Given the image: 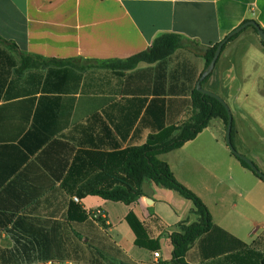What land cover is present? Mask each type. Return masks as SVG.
<instances>
[{
    "label": "crops",
    "instance_id": "0c3cea01",
    "mask_svg": "<svg viewBox=\"0 0 264 264\" xmlns=\"http://www.w3.org/2000/svg\"><path fill=\"white\" fill-rule=\"evenodd\" d=\"M246 19L264 30V0H0L2 37L21 53L63 61L17 71L18 53L0 44V247L44 264L71 262L76 256L69 254V244L76 252L86 243L97 251L92 257L97 264H150L153 251L146 249L143 259L126 251L112 238L114 227L98 202L88 209L91 196L75 201L61 181L77 150L138 146L162 127L188 120L191 91L205 70V48ZM168 32L189 39L199 51L179 48L160 67L158 62L122 66L120 60ZM202 87L226 102L235 149L264 173V46L253 27L225 43ZM226 127L223 121L218 131L208 125L159 158L202 199L216 226L264 253V180L231 153ZM142 190L143 196L128 204L142 216L129 210L159 237L160 261L170 264L161 246L171 231L156 206L194 205L149 178ZM70 201L90 213L99 210L106 225L69 223ZM211 206H229L235 216L217 214ZM177 211L176 231L180 223L189 224ZM233 243L215 228L193 242L186 260L219 264ZM222 247L227 249L220 253Z\"/></svg>",
    "mask_w": 264,
    "mask_h": 264
},
{
    "label": "trees",
    "instance_id": "16d2710c",
    "mask_svg": "<svg viewBox=\"0 0 264 264\" xmlns=\"http://www.w3.org/2000/svg\"><path fill=\"white\" fill-rule=\"evenodd\" d=\"M247 21L250 20L246 19L237 26L236 28L239 29L225 43L236 37L248 26L253 27L255 32H257V27L262 28L256 21H254V24H246ZM218 43L205 48L203 52L205 68L212 59ZM0 44L8 45V47L18 53L20 64L17 71L63 62L54 58H44L34 54L21 53L16 43L5 39L1 35ZM261 44L264 46L262 39ZM183 47H189L195 52L199 51L196 46L192 45L189 39L178 33L168 32L155 38L146 50L120 60V62L123 67H134L140 62H158V66L160 67L166 64V58L169 55ZM2 53L4 51L0 50V59L3 58ZM210 73L211 71L201 80V87ZM191 106L192 115L188 120L181 124H171L162 127L156 132L149 134L146 141L141 145L116 148L111 151L88 148L77 150L66 175L61 181V187L67 193L75 195L79 199L87 196H98L104 200L122 202L128 205L143 196L142 182L144 178H149L154 183L172 189L184 198L192 201L194 205L193 212L198 215L196 221L189 224L180 223L178 225L179 230L169 234V244L171 246L170 264H189L186 260V254L190 246L194 241L203 238V236H206L215 228L221 230L234 240V243L228 246V249L224 247L220 249V253L225 252V249L229 252L224 256L223 262H219V264H264V253L250 248L246 242L237 239L224 229L216 226L212 221L208 207L202 199L180 183L174 176L168 163L159 158L160 154L179 148L185 142L195 138L209 125L212 118L221 119L225 126H227L231 117V112L226 102L216 93L203 87L202 89H197L196 87L192 89ZM234 132L235 128L231 117V146H229L231 153L236 156L243 166L263 179L264 173L262 171L258 173L253 170L250 163L255 166L256 164L235 149L233 144ZM66 215L69 223L84 224L85 228H91L94 224L93 221H98L102 226L106 225L104 218H94L90 212H87L74 201L69 202ZM124 220L133 232V243L136 246L151 251H158L160 249L159 237H154L150 234L145 222L132 209L126 212ZM90 231L92 234L94 229ZM88 239L90 238L88 237ZM19 244L21 245V243ZM19 244H16L15 247ZM22 245L23 249L30 246L29 244ZM51 246L58 248L59 244L52 243ZM217 251L219 250L217 249ZM35 261L37 260L30 258L19 259L13 256L11 249L0 247V264H31Z\"/></svg>",
    "mask_w": 264,
    "mask_h": 264
},
{
    "label": "rangeland",
    "instance_id": "374dc122",
    "mask_svg": "<svg viewBox=\"0 0 264 264\" xmlns=\"http://www.w3.org/2000/svg\"><path fill=\"white\" fill-rule=\"evenodd\" d=\"M219 125L222 126V121L219 118H212L209 122V126L211 130L213 131H218ZM221 131L222 129L219 132ZM221 135L224 136V132H222ZM181 198L183 201L189 204H192V201H190L189 199H184V197L182 196ZM96 202H98V205H100V207L106 211L108 220L112 223V226L114 227V230L110 233L112 238L115 241L120 242V244L123 246V248L126 251H129L130 253L131 252L137 253L136 255H139L141 259H143L144 256L147 254V251L146 249L142 247H138L133 244V238H134L133 232L130 230L129 226L124 220V215L130 208L137 211L139 215L142 216V214L139 212V209L133 205L131 206V205H126L122 202L104 200L98 196H91L89 199H87L86 207L89 209L90 207H93V205H95ZM174 205H177V204H175L174 202ZM191 207H194V206H170V204H162V206H156V210H157L158 216H160L163 224L167 228V231L172 232V231H176L175 228H176L177 221H178V217L175 213V210L176 209L178 210L177 212L179 213L181 220H185L188 223H192L194 219L193 218L194 215L190 214ZM211 207L217 214L220 213L221 215L222 213L223 215L235 216V212L231 211L229 209V206H211ZM245 239L246 241L250 242L252 238H249V239L245 238ZM72 246L73 245L69 244V254L72 255L73 257L76 256V258L68 259V261H71V262H66V260H56V263L89 264L87 261L92 259L91 264H94V263L97 264L96 260L92 258L93 254L97 252L95 251L93 247L85 243L84 245H81V246L79 245L76 248L77 249L76 252L74 251L72 252L70 250V249H74ZM161 253H162L163 259L167 261L171 257V246L167 240H165V242L161 246Z\"/></svg>",
    "mask_w": 264,
    "mask_h": 264
},
{
    "label": "water",
    "instance_id": "95a60500",
    "mask_svg": "<svg viewBox=\"0 0 264 264\" xmlns=\"http://www.w3.org/2000/svg\"><path fill=\"white\" fill-rule=\"evenodd\" d=\"M246 24H254L253 20L247 21ZM239 28H235L234 30H232L231 32H229L221 41H219L212 59L210 60V62L208 63L207 67L205 68V70L201 73L200 77L198 78L197 82H196V88L197 89H202V87L200 86L201 84V80L204 78V76L212 70L216 59L222 49L223 44L228 40V38L230 36H232ZM257 33L260 36V38L264 41V30L262 28L257 27ZM232 117V116H231ZM231 117L229 118V121L227 123V127H226V142L228 146H231V140H230V125H231ZM251 167L253 168V170H255L258 173H261V170H259L258 167H256L254 164L250 163ZM263 180H264V176H263Z\"/></svg>",
    "mask_w": 264,
    "mask_h": 264
},
{
    "label": "built area",
    "instance_id": "2783aa9c",
    "mask_svg": "<svg viewBox=\"0 0 264 264\" xmlns=\"http://www.w3.org/2000/svg\"><path fill=\"white\" fill-rule=\"evenodd\" d=\"M73 199L75 201H78L79 198L77 196H73ZM91 215L94 217V218H99L100 215H101V212L99 210H96L95 212H92ZM152 255H153V261L150 263V264H163L161 261H160V253L158 251H153L152 252ZM44 264H60V263H56V262H46ZM68 264H71V263H68Z\"/></svg>",
    "mask_w": 264,
    "mask_h": 264
}]
</instances>
